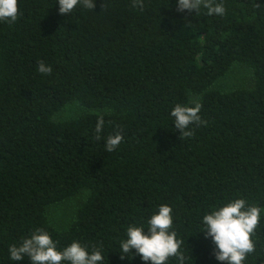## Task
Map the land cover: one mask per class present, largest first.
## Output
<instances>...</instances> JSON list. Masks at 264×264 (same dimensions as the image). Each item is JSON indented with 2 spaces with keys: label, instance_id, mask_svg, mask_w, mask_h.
Returning a JSON list of instances; mask_svg holds the SVG:
<instances>
[{
  "label": "trees",
  "instance_id": "1",
  "mask_svg": "<svg viewBox=\"0 0 264 264\" xmlns=\"http://www.w3.org/2000/svg\"><path fill=\"white\" fill-rule=\"evenodd\" d=\"M224 3L223 17L178 12L176 0H95L61 15L57 0H18L17 19L0 22V264L37 228L61 249L102 245L104 264H144L120 241L161 204L186 264H219L203 214L237 197L264 207V0ZM235 67L252 86L217 89ZM193 101L206 123L181 136L171 110ZM71 105L79 113L62 115ZM78 195L59 231L50 210ZM252 239L244 264H264V219Z\"/></svg>",
  "mask_w": 264,
  "mask_h": 264
},
{
  "label": "clouds",
  "instance_id": "2",
  "mask_svg": "<svg viewBox=\"0 0 264 264\" xmlns=\"http://www.w3.org/2000/svg\"><path fill=\"white\" fill-rule=\"evenodd\" d=\"M140 0H133L137 6ZM61 15H72L79 8L92 9L95 0H57ZM178 12L188 11L195 14L206 10L208 16L223 17L227 14L224 0H176ZM18 15V0H0V22H13ZM41 74H51L52 67L40 61L37 68ZM201 103L193 101L189 104H176L171 110L173 126L180 131L181 136H191L189 126L193 123L204 124L199 115ZM105 124L104 115L97 117L95 125L96 139L100 140ZM123 142V135L117 132L105 140V150L113 152ZM146 224L129 225L125 238L120 241L123 254L139 255L144 264H169L170 258H175L177 264H186L191 257L182 250V243L173 229V209L168 204L157 206ZM264 219V207L250 203L245 198H234L221 202L206 211L200 223L205 239H210L215 245L214 256L219 264H244L248 254L255 250L252 239L261 220ZM103 246L91 249L78 240H73L62 249L53 240L48 231L35 229L18 244L9 245V259L23 262L25 258L30 264H104ZM121 258H125L121 255Z\"/></svg>",
  "mask_w": 264,
  "mask_h": 264
},
{
  "label": "rangeland",
  "instance_id": "3",
  "mask_svg": "<svg viewBox=\"0 0 264 264\" xmlns=\"http://www.w3.org/2000/svg\"><path fill=\"white\" fill-rule=\"evenodd\" d=\"M253 84L252 76L248 70H245L240 67H235L232 70L230 75L220 81L217 85V89L221 90H232L236 88H250ZM79 113L78 107L76 105H71L65 109L62 115L65 116H75ZM58 115V114H57ZM65 118L61 116V119ZM77 197V196H76ZM64 202L63 205L54 207L50 210V218L53 224L57 227L59 231L63 229H59L64 227L65 225H69L74 213L76 211L75 207L79 202H82L85 199V195H78V197ZM75 209V210H74ZM74 218V217H73Z\"/></svg>",
  "mask_w": 264,
  "mask_h": 264
}]
</instances>
